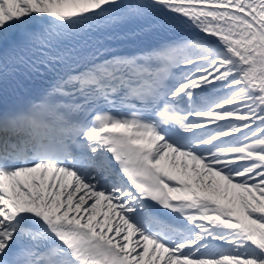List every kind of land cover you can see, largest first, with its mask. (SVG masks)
<instances>
[{
    "label": "snow or ice",
    "instance_id": "snow-or-ice-1",
    "mask_svg": "<svg viewBox=\"0 0 264 264\" xmlns=\"http://www.w3.org/2000/svg\"><path fill=\"white\" fill-rule=\"evenodd\" d=\"M0 264H264V0H0Z\"/></svg>",
    "mask_w": 264,
    "mask_h": 264
}]
</instances>
